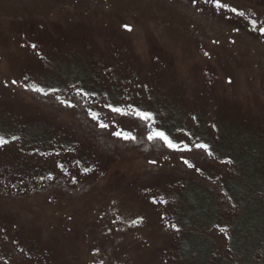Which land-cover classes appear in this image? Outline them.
Masks as SVG:
<instances>
[{
    "label": "rangeland",
    "instance_id": "obj_1",
    "mask_svg": "<svg viewBox=\"0 0 264 264\" xmlns=\"http://www.w3.org/2000/svg\"><path fill=\"white\" fill-rule=\"evenodd\" d=\"M246 10L258 37L176 0H0V264H264Z\"/></svg>",
    "mask_w": 264,
    "mask_h": 264
},
{
    "label": "trees",
    "instance_id": "obj_2",
    "mask_svg": "<svg viewBox=\"0 0 264 264\" xmlns=\"http://www.w3.org/2000/svg\"><path fill=\"white\" fill-rule=\"evenodd\" d=\"M261 1L262 0H243L240 3L238 0H220L221 3L227 4L229 6L228 9H223L216 8L214 6L213 0H195V3H193V0H176L177 3L186 6L197 15L208 16L209 18L216 20V22L221 25L240 29L244 32V34H247L249 36L255 35L256 37H258V27L256 26V24L251 22L250 13L246 10V7L249 8L250 6H262L264 5V3H262ZM239 5H242V7H240ZM243 6L245 8H243ZM230 8H235L236 12L230 11ZM240 12H242L243 15L237 14Z\"/></svg>",
    "mask_w": 264,
    "mask_h": 264
},
{
    "label": "snow or ice",
    "instance_id": "obj_3",
    "mask_svg": "<svg viewBox=\"0 0 264 264\" xmlns=\"http://www.w3.org/2000/svg\"><path fill=\"white\" fill-rule=\"evenodd\" d=\"M193 3H195V0H193ZM213 3H214V6H215L216 8H223V9H228V8H229V6H228L227 4H223V3H221L220 0H213ZM229 10L232 11V12H236V9H235V8H230ZM237 14H238V15H243L242 12L237 13ZM125 27H127V26H125ZM261 31L264 32V28H262ZM205 55H207V53H205ZM34 90H35V91H41V89H39V88H35V87H34ZM109 107H110L111 110L114 111V112H118V113H119V112L122 111L120 108L112 107L111 105H109ZM136 115H138L141 119H144V120H150V119H151V114H150V113H147V112H139V111H137V112H136ZM92 118H93V119H96V114H95V113L92 114ZM100 126H101V127H107V125H105V124H101ZM113 135L118 136V137H122L123 139H132V138H133V137L130 136V134H128V133H122V132H120V131H116V132H114ZM148 138H149V139L159 138V139L163 140L164 143H165L169 148H172V149L177 148V145L174 144V143H173V142H172V141H171V140L165 135V133L162 132V131H155V132H153L152 134H150ZM14 139H15V137H14ZM6 143H7V141H6L2 136H0V144H6ZM197 147H199V148H203V149H205V150L207 149V146H206V145H203V144H199V145H197ZM185 163H187V161H185ZM134 223H135V222H134ZM221 231H224V229H221Z\"/></svg>",
    "mask_w": 264,
    "mask_h": 264
}]
</instances>
